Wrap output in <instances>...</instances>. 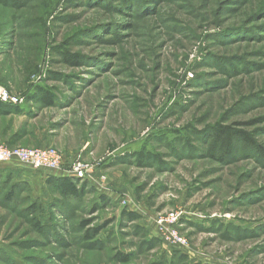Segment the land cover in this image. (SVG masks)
<instances>
[{"label": "rangeland", "instance_id": "1", "mask_svg": "<svg viewBox=\"0 0 264 264\" xmlns=\"http://www.w3.org/2000/svg\"><path fill=\"white\" fill-rule=\"evenodd\" d=\"M1 88V145L94 168L63 199L0 160V264H264V0H0Z\"/></svg>", "mask_w": 264, "mask_h": 264}, {"label": "built area", "instance_id": "2", "mask_svg": "<svg viewBox=\"0 0 264 264\" xmlns=\"http://www.w3.org/2000/svg\"><path fill=\"white\" fill-rule=\"evenodd\" d=\"M0 100L6 103H20L22 97L10 95L3 88L0 89ZM0 160H16L18 164L30 167L35 170L49 169L60 170L68 176L82 177L90 173L94 168L93 164L85 163L77 158L71 161L68 167H64L62 154L53 147H7L0 144ZM179 213L170 211L164 215H158L154 219L156 225V236L172 246H183L184 237L178 230Z\"/></svg>", "mask_w": 264, "mask_h": 264}, {"label": "trees", "instance_id": "3", "mask_svg": "<svg viewBox=\"0 0 264 264\" xmlns=\"http://www.w3.org/2000/svg\"><path fill=\"white\" fill-rule=\"evenodd\" d=\"M37 101L43 106H51L54 104V96L48 90L40 89ZM21 103L22 102L6 103L0 100V109L4 110L3 114L5 115L10 113L22 114L23 112H26V109L21 106ZM234 135L242 137L241 132L239 131H231L227 127L216 128L213 133L212 146H215L214 143L216 142L226 155L230 150L231 139ZM45 185L49 189L55 190L63 199H76L80 196L81 192H83L87 183L85 181H80L79 183V179L74 176L48 175L45 179ZM13 187H16V184H14ZM99 197L103 201L109 200L108 197L102 194ZM122 215L129 220H135L138 218V215L135 212L127 209L122 210ZM83 227H85V223H83Z\"/></svg>", "mask_w": 264, "mask_h": 264}, {"label": "crops", "instance_id": "4", "mask_svg": "<svg viewBox=\"0 0 264 264\" xmlns=\"http://www.w3.org/2000/svg\"><path fill=\"white\" fill-rule=\"evenodd\" d=\"M28 168H30V167H28ZM36 171H38V173L43 176L44 180L46 179V177L48 175L68 176L67 174L63 173L60 170L41 169V170H36Z\"/></svg>", "mask_w": 264, "mask_h": 264}]
</instances>
